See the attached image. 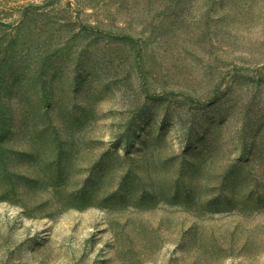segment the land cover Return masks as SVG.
Segmentation results:
<instances>
[{
	"label": "rangeland",
	"instance_id": "1",
	"mask_svg": "<svg viewBox=\"0 0 264 264\" xmlns=\"http://www.w3.org/2000/svg\"><path fill=\"white\" fill-rule=\"evenodd\" d=\"M0 264H264V0H0Z\"/></svg>",
	"mask_w": 264,
	"mask_h": 264
}]
</instances>
